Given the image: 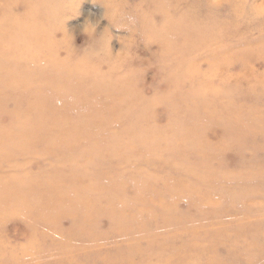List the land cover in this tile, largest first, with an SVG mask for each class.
Segmentation results:
<instances>
[{"label": "rangeland", "instance_id": "obj_1", "mask_svg": "<svg viewBox=\"0 0 264 264\" xmlns=\"http://www.w3.org/2000/svg\"><path fill=\"white\" fill-rule=\"evenodd\" d=\"M263 76L264 0H0V264H264Z\"/></svg>", "mask_w": 264, "mask_h": 264}, {"label": "bare ground", "instance_id": "obj_2", "mask_svg": "<svg viewBox=\"0 0 264 264\" xmlns=\"http://www.w3.org/2000/svg\"><path fill=\"white\" fill-rule=\"evenodd\" d=\"M226 3H228V0H225ZM236 7V6H235ZM256 8V7H255ZM234 12L236 13L237 16H239L238 14V11L234 8ZM258 16V15H257ZM225 27V26H224ZM229 27V26H228ZM2 32V31H1ZM247 38V37H246ZM203 39V38H202ZM218 38H209V39H204V42H195V37L193 39H190V40H187L186 41V44L185 46L179 48L180 51H177V53H180L182 55H184V58L180 60V62L177 64V65H174L176 68L178 69H182V76H183V79H185L188 83V85H191V82L195 79H197L198 77L195 75L196 74V68H194L196 62L195 60L193 59L195 56L194 54L198 52V48L199 47H207L209 48L210 44L212 43L213 40H217ZM232 42V41H231ZM216 43V42H215ZM213 44V43H212ZM211 44V45H212ZM246 44V43H245ZM213 46V45H212ZM211 46V47H212ZM215 46V45H214ZM213 48V47H212ZM248 48V47H247ZM222 49V48H221ZM167 50H165L164 52H166ZM231 52V51H230ZM216 53V52H215ZM229 53V52H228ZM234 54V53H233ZM232 54V55H233ZM224 58V62H226L224 64V67L225 68H228L230 69V67H232L231 65L232 64H235L236 66V63H240V56L239 54L236 55V56H231V57H223ZM216 59V58H215ZM221 59V58H220ZM252 59V57H251ZM222 60V59H221ZM251 61V60H250ZM257 62V61H256ZM213 65V64H212ZM185 66V67H183ZM245 66V65H244ZM249 66V65H248ZM243 67V65H242ZM241 67V68H242ZM246 67V66H245ZM253 67V66H252ZM199 68V67H198ZM216 68V67H215ZM216 70H218V68H216ZM254 70V69H253ZM211 71V69L209 70ZM239 73V72H238ZM197 74H199L200 76L203 75L201 74V72H197ZM239 75V74H238ZM241 76V75H239ZM217 77V76H216ZM261 77V76H260ZM264 77V76H263ZM211 78V77H210ZM219 78H221V75H219ZM249 79V78H248ZM245 80V78L243 79ZM208 81V79L206 78V82ZM222 81L226 83L227 81V76H223L222 77ZM247 81V80H245ZM205 82V83H206ZM208 83V82H207ZM241 84L239 85H236L234 88V90L231 92L232 94H240L241 95V101L243 100H248V101H251V100H255L256 99V96H264V91L260 94H256V92L253 91V93H250L247 91L246 89V92L243 94L244 90L241 89V88H244L243 87H239ZM259 86V84H256L254 86V88H250L252 90L255 89V87ZM220 87V86H219ZM229 88V87H228ZM264 88V87H263ZM262 88V90H263ZM212 90V89H211ZM181 93L183 91H180V90H177V88L175 87V91L173 93L177 94V93ZM188 91H185V95L186 97L190 96L189 94H187ZM248 93V94H247ZM251 94V95H250ZM189 98V97H188ZM168 99V98H166ZM192 99H188V101L191 103ZM166 101V100H165ZM257 101V100H256ZM188 103V102H187ZM163 105V104H162ZM206 104H204L198 111H197V114L195 116L192 115V119H193V122L191 124L190 120L189 119H186L184 123H182L183 126H186V127H189V126H193L195 125L196 128H198L199 130L203 129L204 127H201L203 126L204 124H210L211 125V128L215 129L216 127L218 126H221V130H254L252 128L250 129H247L245 126H244V120L245 118H243L242 120H240V128H236V125L238 124L237 123V120L238 119H233L231 120L230 116L232 115L231 113H228L229 110L228 108L225 107L224 111L228 114H222L224 115L223 117H215V113H216V109L214 108H209L208 106L204 107ZM160 106V105H159ZM211 106V105H210ZM183 107V106H182ZM259 107V106H258ZM259 113V112H258ZM176 115V114H175ZM259 116V115H258ZM235 124V126H234ZM201 127V128H199ZM206 130V129H205Z\"/></svg>", "mask_w": 264, "mask_h": 264}]
</instances>
